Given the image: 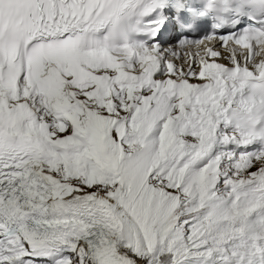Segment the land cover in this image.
Instances as JSON below:
<instances>
[{
  "label": "snow or ice",
  "instance_id": "6c2138e0",
  "mask_svg": "<svg viewBox=\"0 0 264 264\" xmlns=\"http://www.w3.org/2000/svg\"><path fill=\"white\" fill-rule=\"evenodd\" d=\"M0 264H264V0H0Z\"/></svg>",
  "mask_w": 264,
  "mask_h": 264
}]
</instances>
